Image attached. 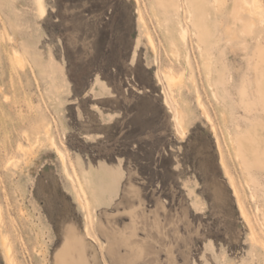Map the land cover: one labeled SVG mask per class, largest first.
Listing matches in <instances>:
<instances>
[{"label":"rangeland","instance_id":"obj_1","mask_svg":"<svg viewBox=\"0 0 264 264\" xmlns=\"http://www.w3.org/2000/svg\"><path fill=\"white\" fill-rule=\"evenodd\" d=\"M41 1L40 20L36 0H0V264L3 234L15 264H54L68 229L87 264H264V157L246 168L234 146L252 124L264 136L253 77L264 26L242 33L235 0H200L216 40L203 58L187 0ZM255 2L264 14V0ZM177 23L189 33L178 61L167 42ZM228 26L237 37H226ZM217 70L225 88L208 86ZM169 71L181 76L170 89ZM165 98L184 113L182 139ZM35 118L68 157L95 217L93 238L44 138L16 150Z\"/></svg>","mask_w":264,"mask_h":264},{"label":"bare ground","instance_id":"obj_2","mask_svg":"<svg viewBox=\"0 0 264 264\" xmlns=\"http://www.w3.org/2000/svg\"><path fill=\"white\" fill-rule=\"evenodd\" d=\"M36 2L37 14L41 20L45 17L44 6L42 5L41 0H36ZM234 2V15L235 18L241 22L242 33L252 34L257 24L264 26V14L259 11V6L256 4L255 0H235ZM200 3V0H187L189 22H191L195 30V32H193V36L199 42L203 43L204 48L199 47V52L200 57L205 58L204 53L206 52V50L212 48L216 40L214 35V27L209 23V21L204 20V17L199 13L201 8ZM173 10L174 13L177 14V11L179 10L178 6H174L172 8V11ZM243 14H247V18H244ZM136 18L138 19V23H144L142 15L139 14ZM237 30L238 29L235 26L226 27V37L228 39H233L237 37V34L239 33ZM188 37V30L181 26L179 23H177V29L175 33L171 36H168L167 38L169 54L174 60L178 61L181 58L182 47L186 45ZM145 38L150 46V49L153 50L155 47L154 41L148 31H145ZM153 51L155 52L156 50ZM262 52V48L258 44L256 48V53H254L253 55V60L255 62L253 66V77L256 90L259 94L260 103L262 104V107L264 109V62L261 60V58L263 57ZM14 58L18 64H21V60L16 53L14 54ZM186 62L188 65H190L188 59H186ZM206 64L208 65L207 62ZM215 73L216 78L214 82H209L208 86L211 88L214 86L216 88L220 86L225 88L227 86V81L224 77V74L218 70L215 71ZM163 76L165 78L166 85L169 89L181 82V76H176L171 71H169L168 73H164ZM156 79L158 83L161 84V79L159 78L158 74H156ZM98 81L101 82L99 79ZM240 92L242 94L245 92V86L241 87ZM195 102L199 112L204 116L205 121H211L209 119L206 108L200 98V95L197 92L195 95ZM163 104L167 108L168 112L171 114V120L173 121L172 124L175 134L180 139H182L183 135L185 134L184 113L182 112L181 108L177 105L176 101H174V107L171 106L167 98H165ZM257 126L258 124H252L249 129H238V132L235 136V152L237 156L241 159L244 167L246 168L253 165H257L260 162V157H264V136L259 131H257ZM211 131L215 135V129L213 127L211 128ZM22 135L25 144L21 142H18L16 144V150L18 152L26 154L27 151L30 150L34 145L40 143L41 137H43L46 141V145L54 151L59 163L62 166V173L65 179L71 185L72 190L75 192L76 201L79 204L82 212L84 213V220L86 221V226L83 230L84 235L87 238H93L91 230L93 227V222L95 221V217L91 218L87 202L82 197L83 193L81 185L77 178L74 177V174L69 171L68 157L66 156L62 147L56 143L55 138L50 133L49 125H43L38 119L35 118L30 123V132L28 133L27 131H24L22 132ZM30 136L33 138L32 143L28 141ZM239 207L243 212L242 215H244L246 212L244 213V209H242L243 207H241V205ZM1 244L5 250V256L8 260V264H15L14 258L12 256V247L4 234L1 236ZM102 246L103 245H100V249H102ZM104 258L105 257L103 256L102 259ZM106 263L107 261L105 260L104 264ZM54 264H87L83 240L77 234H75L72 229H68L66 231L63 243L55 254Z\"/></svg>","mask_w":264,"mask_h":264}]
</instances>
